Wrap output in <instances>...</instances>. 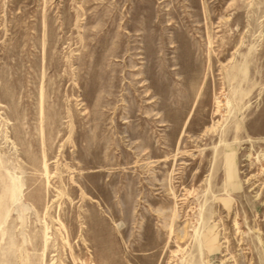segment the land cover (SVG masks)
<instances>
[{
	"label": "rangeland",
	"instance_id": "rangeland-1",
	"mask_svg": "<svg viewBox=\"0 0 264 264\" xmlns=\"http://www.w3.org/2000/svg\"><path fill=\"white\" fill-rule=\"evenodd\" d=\"M0 264H264V0H0Z\"/></svg>",
	"mask_w": 264,
	"mask_h": 264
}]
</instances>
